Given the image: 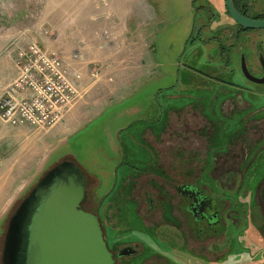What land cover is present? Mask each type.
<instances>
[{
  "label": "rangeland",
  "instance_id": "1",
  "mask_svg": "<svg viewBox=\"0 0 264 264\" xmlns=\"http://www.w3.org/2000/svg\"><path fill=\"white\" fill-rule=\"evenodd\" d=\"M66 1H69L68 7L59 4L55 8L54 0H0L1 93L17 75V48L24 47L30 41L38 44L42 50L62 58L73 73L81 74V79H76L74 74L71 76L81 83L77 88L81 90L59 123L46 130L19 125L42 129L48 135L49 145L47 151L42 153L46 157L39 162V168L33 173L31 183L24 187L23 192H12V187L14 190L21 188V185L12 184L4 186L8 192L0 191V197L9 195V200L14 195L18 197L11 201L9 210L0 214V252L9 216L27 190L56 162L72 157L85 173L98 179L95 192L102 198L111 190L115 192L122 175L129 171L119 163L123 154L125 163H135V157H131L130 153H135L140 160H150V155L146 153L148 148L129 141V136L136 138V130L141 131L146 126L151 127L154 134L160 137L161 125L155 126L150 122L161 117L158 112H163L164 116L169 107L177 111L188 101H195L200 107L209 109L210 101L215 100V91L209 88V84L215 83L209 76L212 73L208 61H211V65L219 62L209 58V53L213 54V48H216V39H212L213 43H207L205 49L194 43L195 33L200 31L203 24L201 22L209 20L202 14L204 11L197 13L199 9L194 10V6L209 4L207 1L132 0L131 4H128V0ZM85 2L89 4L86 6ZM214 3L218 8L223 0ZM260 3V8L264 10V0H260ZM221 14L225 21L233 24L230 18ZM76 19L80 22L83 19L85 22L77 23ZM216 25L213 23L206 27V37H209ZM255 30L262 33L257 38L260 45L264 41V28ZM55 43L61 48L51 49ZM109 44L111 48L107 50L99 48ZM261 44L264 50V42ZM238 45H242V42ZM222 70L221 76L230 79L231 75L224 68ZM233 80L243 82L241 74L235 70ZM255 104H260V101L257 100ZM144 118L148 120L146 124L141 120ZM136 120L141 121L133 123ZM133 124L136 125L131 126ZM60 125L64 127V131L55 134L54 138L51 130ZM1 126L5 128L9 124L0 119ZM125 126V129L120 130ZM232 127L235 124L230 123L229 128ZM245 128L242 131L244 133L235 135L229 141L232 152L240 151L239 148L244 153L250 150L247 158L251 159L254 151L264 145V125L256 120H248ZM201 152L203 154L204 151ZM260 153L264 155V148ZM262 155L246 170L242 184H235L225 191L228 195L231 194L232 199L235 198V203H239L238 199L245 201L244 207H239L240 209L233 205L234 211L240 212L243 209L248 215L255 210L252 219L258 224L264 223V219L258 221L259 206L256 196L261 187L257 189L260 185L258 180L264 173ZM260 159L263 162L260 163ZM137 165L143 168L142 164ZM208 168H200V172L206 173ZM193 170H196L193 166L185 168V175H191ZM198 181L210 189L215 186L207 174ZM215 192L218 195L220 191ZM0 201L4 205L7 199L1 198ZM1 211L3 212L2 209ZM240 228H244L242 236H239L237 229L231 230L234 242L238 240L240 243L232 245L229 264H264V243L258 234V225L252 220H246ZM262 228L264 229V224ZM172 245L175 246L174 243ZM251 253L252 257L249 256ZM223 259L221 262L225 264L226 258ZM133 264L138 262L134 261Z\"/></svg>",
  "mask_w": 264,
  "mask_h": 264
},
{
  "label": "flooded vegetation",
  "instance_id": "2",
  "mask_svg": "<svg viewBox=\"0 0 264 264\" xmlns=\"http://www.w3.org/2000/svg\"><path fill=\"white\" fill-rule=\"evenodd\" d=\"M205 1L209 4L194 6V10L199 9L197 13L202 10L209 19L201 22L194 43L205 49L207 43L216 39V48L213 54L209 53V58L219 62L211 65L208 61L212 73L209 76L215 83L209 84L211 91H215L210 108L200 107L195 101L184 103L177 111L169 107L164 116L160 111L161 117L150 120L155 126L161 125L160 137L146 126L141 131L136 130V138L129 136V141L148 148L146 153L150 160H140L135 153H130L135 163H125L123 154L119 163L130 173L127 170L122 175L115 192L111 190L106 196L98 197L95 192L98 179L84 173L86 193L82 207L98 217L114 264H133L134 261L138 264H222L223 258H226L225 264H229L232 245L240 243L234 242L231 230L237 229L242 236L244 228L240 226L246 220L258 225V234L264 243V223L258 224L252 219L255 210L248 215L243 209L234 211L233 205L242 208L245 201L238 199L239 203H235V198L225 192L244 182L246 170L262 155L264 148V145L258 147L250 159L247 158L250 150L244 153L239 148L240 151L232 152L229 141L246 130L248 120L264 125V83L248 79L242 71L244 65L250 75L262 78L264 50L261 43L264 41L259 45L257 38L261 37V32L243 29L232 20L225 0L218 8L214 2L219 0ZM233 4L241 15L264 20L260 0H233ZM221 13L233 24L225 21ZM213 23L217 24L216 28L206 37V27ZM223 68L231 75L230 79L221 76ZM234 70L241 74L243 82L233 80ZM257 100L260 104H255ZM158 108L161 110L160 105ZM141 120L148 122L146 118ZM230 123L235 127L229 128ZM137 164H142L143 168ZM191 166L196 170L186 176L185 168ZM206 166L209 167L207 172L201 173L200 168ZM206 174L215 184L213 189L199 184L198 179ZM258 183L257 189L261 186L256 193L259 221L264 219V173ZM215 190L220 191L218 195ZM254 202L256 204V198Z\"/></svg>",
  "mask_w": 264,
  "mask_h": 264
},
{
  "label": "water",
  "instance_id": "3",
  "mask_svg": "<svg viewBox=\"0 0 264 264\" xmlns=\"http://www.w3.org/2000/svg\"><path fill=\"white\" fill-rule=\"evenodd\" d=\"M225 7L239 27L264 28V20L241 15L233 0H225ZM242 71L248 79L264 83V72L258 79L244 65ZM84 173L66 157L37 179L7 220L0 264H114L98 217L82 207Z\"/></svg>",
  "mask_w": 264,
  "mask_h": 264
},
{
  "label": "built area",
  "instance_id": "4",
  "mask_svg": "<svg viewBox=\"0 0 264 264\" xmlns=\"http://www.w3.org/2000/svg\"><path fill=\"white\" fill-rule=\"evenodd\" d=\"M15 58L18 72L0 94V119L11 126H55L81 90L77 89L81 83L71 76L81 79V74L31 41L17 48Z\"/></svg>",
  "mask_w": 264,
  "mask_h": 264
},
{
  "label": "crops",
  "instance_id": "5",
  "mask_svg": "<svg viewBox=\"0 0 264 264\" xmlns=\"http://www.w3.org/2000/svg\"><path fill=\"white\" fill-rule=\"evenodd\" d=\"M73 3L74 1H72V4ZM97 3L99 5L98 1ZM131 3L132 0H128V4ZM53 4L55 8L59 7V4L64 5L66 8L68 7L69 1L54 0ZM83 4L84 3H82L81 7L83 6ZM85 4L87 6L89 3L85 2ZM99 7H101V5ZM76 22L78 23L80 21L76 19ZM81 22H85V21L81 19ZM50 48L57 50V48H61V47L60 45L58 46L57 43H55ZM99 48L107 50L108 48H111V44L102 47L99 46ZM84 82H86L85 79ZM3 83L4 82H2V84ZM51 131L54 134L53 135L54 138H56L55 134L64 131V127L60 125V127L58 126V128H55ZM52 143L54 144V141ZM48 145H49L48 135L46 133H43L42 129H34L25 126H11V125L4 128L1 126L0 127V191L8 192L9 190L7 188H4V186L9 184L21 185V188H19L18 190H14L15 188L12 187V192L14 191L21 192L22 190H24L27 187V185L31 183L30 178L32 177L33 173L36 172V169L39 168L38 166L39 162H41L43 157L44 158L46 157V156H42V153L47 151ZM43 148L45 149L44 151L42 150ZM1 198L7 199V202L4 205H2L0 201L1 203L0 210L1 209L3 210V212L1 211L0 214L9 210L8 208L11 207L13 200L14 199L16 200L18 197L17 195H14L13 197H11V200H9V195H4L1 196L0 199Z\"/></svg>",
  "mask_w": 264,
  "mask_h": 264
}]
</instances>
